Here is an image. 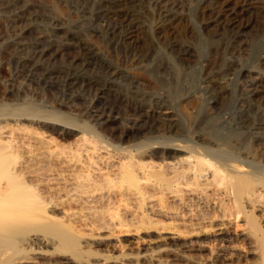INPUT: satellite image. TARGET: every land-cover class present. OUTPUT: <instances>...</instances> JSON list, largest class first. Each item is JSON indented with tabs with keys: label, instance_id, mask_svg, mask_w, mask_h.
Masks as SVG:
<instances>
[{
	"label": "rangeland",
	"instance_id": "1",
	"mask_svg": "<svg viewBox=\"0 0 264 264\" xmlns=\"http://www.w3.org/2000/svg\"><path fill=\"white\" fill-rule=\"evenodd\" d=\"M160 1L190 15L198 32L161 26L158 0H0V109L30 103L95 128L86 134L59 117L1 115L0 140L14 168L29 160L25 183L49 174L60 157L79 166L98 154L104 165L117 157L113 144L158 143L163 133L182 139L210 115L230 120L234 140L253 135L254 146L264 144V79L252 77L264 75V6L230 0L206 26L203 0ZM176 79L187 97L180 104L172 94ZM172 104L176 115H163ZM157 143L140 158L158 152L172 160Z\"/></svg>",
	"mask_w": 264,
	"mask_h": 264
},
{
	"label": "bare ground",
	"instance_id": "2",
	"mask_svg": "<svg viewBox=\"0 0 264 264\" xmlns=\"http://www.w3.org/2000/svg\"><path fill=\"white\" fill-rule=\"evenodd\" d=\"M228 1L203 0V25H211ZM256 2L264 6V0L251 1ZM155 5L161 26L198 32L178 6L159 0ZM195 47L200 59V44ZM252 77L264 79L260 71ZM179 84L176 79L171 85L178 104L187 99ZM11 107L0 109V116L59 117L69 128L95 134L89 122L34 104ZM177 111L172 104L163 115ZM229 124L210 115L195 121L194 131L182 139L161 134L158 143L172 160L152 152L144 161L142 151L157 143L145 141L113 144L119 157H105L104 165L98 154L79 166L60 157L36 183L22 178L29 160L14 168L12 151L0 140V264H264V144L254 146L253 135L234 140Z\"/></svg>",
	"mask_w": 264,
	"mask_h": 264
}]
</instances>
